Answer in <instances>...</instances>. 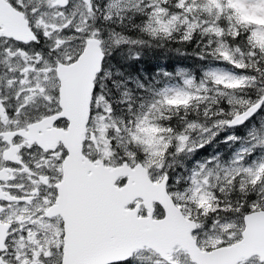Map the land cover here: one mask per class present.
Returning <instances> with one entry per match:
<instances>
[{
  "label": "snow or ice",
  "instance_id": "obj_1",
  "mask_svg": "<svg viewBox=\"0 0 264 264\" xmlns=\"http://www.w3.org/2000/svg\"><path fill=\"white\" fill-rule=\"evenodd\" d=\"M0 264H264V0H0Z\"/></svg>",
  "mask_w": 264,
  "mask_h": 264
},
{
  "label": "trees",
  "instance_id": "obj_2",
  "mask_svg": "<svg viewBox=\"0 0 264 264\" xmlns=\"http://www.w3.org/2000/svg\"><path fill=\"white\" fill-rule=\"evenodd\" d=\"M178 47L181 46L176 43L168 42L163 47L146 48L143 50L138 62L124 59L121 56L120 50L114 52L108 59L109 61L113 59L114 64H118L125 75L129 74L130 76H136L143 71L148 73V76H151V74L155 73L157 69L163 68L166 70H171L175 66L179 65L188 67L190 70H192L191 72L194 73V75L197 77L198 74L202 71L205 62L197 59L195 55L180 54L176 51ZM186 52H192V45L187 46ZM144 78L145 77H141V79ZM206 151L205 149H203L201 150V153H205Z\"/></svg>",
  "mask_w": 264,
  "mask_h": 264
},
{
  "label": "rangeland",
  "instance_id": "obj_3",
  "mask_svg": "<svg viewBox=\"0 0 264 264\" xmlns=\"http://www.w3.org/2000/svg\"><path fill=\"white\" fill-rule=\"evenodd\" d=\"M111 61L113 62V64H114V60L113 59H111ZM110 61V62H111ZM111 62V63H112ZM225 67H227V66H225ZM160 69H163V68H160ZM160 69H157V71L155 72V73H152L151 74V76H148L149 74L148 73H146V72H140V74H138V75H136V76H132V77H146L148 80H150L154 75H156L159 71H160ZM180 69H184V70H187L190 74H193L194 75V73H192L191 71L192 70H190L188 67H186V66H175L174 68H172L171 70H166V69H163V70H166V71H168V72H171V73H175L176 71H178V70H180ZM202 72V71H201ZM201 72L198 74V76H197V78H199L200 77V75H201ZM129 75V74H128ZM178 79V78H177ZM258 118L257 117H253V120L255 121V120H257ZM243 132H244V129L243 128H240V129H237V133L238 134H243ZM223 135V134H222ZM224 148V146L223 145H221L220 146V148H218V149H216L217 151H219V150H222ZM206 150H208V151H206ZM205 153H199V156H204V155H207L209 152H212L213 151V148H212V146H208L207 147V149H205ZM198 158V157H197Z\"/></svg>",
  "mask_w": 264,
  "mask_h": 264
}]
</instances>
